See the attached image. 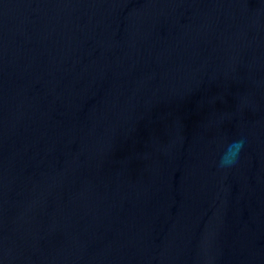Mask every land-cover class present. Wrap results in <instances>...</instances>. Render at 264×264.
I'll return each mask as SVG.
<instances>
[{
	"label": "water",
	"instance_id": "water-1",
	"mask_svg": "<svg viewBox=\"0 0 264 264\" xmlns=\"http://www.w3.org/2000/svg\"><path fill=\"white\" fill-rule=\"evenodd\" d=\"M0 264H264V4L0 0Z\"/></svg>",
	"mask_w": 264,
	"mask_h": 264
},
{
	"label": "clouds",
	"instance_id": "clouds-1",
	"mask_svg": "<svg viewBox=\"0 0 264 264\" xmlns=\"http://www.w3.org/2000/svg\"><path fill=\"white\" fill-rule=\"evenodd\" d=\"M264 4V0H260ZM244 139L233 140L225 146L217 162L220 169H230L235 166L239 160V155L244 148Z\"/></svg>",
	"mask_w": 264,
	"mask_h": 264
}]
</instances>
